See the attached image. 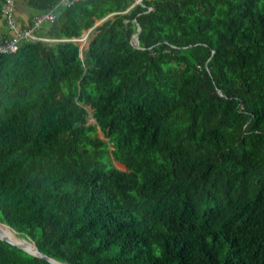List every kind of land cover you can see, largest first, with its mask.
I'll return each mask as SVG.
<instances>
[{"label":"trees","instance_id":"1","mask_svg":"<svg viewBox=\"0 0 264 264\" xmlns=\"http://www.w3.org/2000/svg\"><path fill=\"white\" fill-rule=\"evenodd\" d=\"M25 1L55 40L0 52L2 233L63 264H264V0ZM0 264L54 263L0 237Z\"/></svg>","mask_w":264,"mask_h":264},{"label":"built area","instance_id":"2","mask_svg":"<svg viewBox=\"0 0 264 264\" xmlns=\"http://www.w3.org/2000/svg\"><path fill=\"white\" fill-rule=\"evenodd\" d=\"M15 1L16 0H2L1 14L2 17L4 18V23L9 34L7 36L0 35L1 53L14 51L17 48V46H19L22 40H43V41L55 40V38L39 35L36 33V30L40 28L42 23L47 21H52L54 19L55 14L53 7L35 13L28 25L19 26L16 22V17L14 15ZM74 1L77 0H57L55 6L70 5L74 3ZM134 3L142 4L143 0H133L132 5H134ZM148 8H151V6H149ZM90 29L91 27L85 29L78 36H74L71 38H63V39L86 42L88 40L87 34ZM80 46L82 47L83 44Z\"/></svg>","mask_w":264,"mask_h":264},{"label":"crops","instance_id":"3","mask_svg":"<svg viewBox=\"0 0 264 264\" xmlns=\"http://www.w3.org/2000/svg\"><path fill=\"white\" fill-rule=\"evenodd\" d=\"M27 6V7H26ZM16 13L17 23L20 25L26 24L31 20L32 16L38 12L37 8L27 4L25 0H17L16 2ZM3 18L0 15V33L5 32V26Z\"/></svg>","mask_w":264,"mask_h":264},{"label":"water","instance_id":"4","mask_svg":"<svg viewBox=\"0 0 264 264\" xmlns=\"http://www.w3.org/2000/svg\"><path fill=\"white\" fill-rule=\"evenodd\" d=\"M138 29H139V28L137 27V29L134 31V33H133V37H132V39H131L132 44H133V45L135 44V45H137V46H138V39H137V35H136V33H137ZM91 116H92V115H91ZM93 120H94V118H93ZM94 122H95V120H94ZM0 223H1V222H0ZM3 224H4V223H3ZM14 232H15V231H14ZM0 237L3 238V239H5V240H7V241H9V242H11V243H13V245L20 246V247L24 248L25 250H27V251L30 252V253H33V254H36V255H40V256L44 257L45 259H47L48 261H50V262H52V263H54V264H63V263L58 262V261H56L55 259H53V258H51V257H49V256H47V255H45V254H43L42 252H40V251L37 249L35 243H34V247H33V249H30L29 246H28V244L30 243L31 240H29L28 238H25V237L19 236V237L23 240V242H18V243H16V242H13V240L8 239V238H6V237H4V236H2V235H0ZM16 237H17V236H16ZM32 242H33V241H32Z\"/></svg>","mask_w":264,"mask_h":264},{"label":"rangeland","instance_id":"5","mask_svg":"<svg viewBox=\"0 0 264 264\" xmlns=\"http://www.w3.org/2000/svg\"><path fill=\"white\" fill-rule=\"evenodd\" d=\"M19 1V0H18ZM27 7V6H26ZM15 13H16V8H15ZM99 21H97V23H98ZM84 31V30H83ZM80 45H86L87 44V42H88V40L86 41V42H83V41H77ZM165 66H167V65H165ZM87 109H88V111H89V115H88V122L89 123H93L94 122V120H93V117L91 116V114H90V111H91V109H90V107L89 106H87ZM98 135L100 136V137H103V133L98 129ZM113 163L117 166V167H119V168H121V169H124V165L122 164V163H120V162H118V161H113ZM15 233V232H14ZM0 235H2V236H8L7 234H4V233H0ZM15 235H16V233H15ZM17 236V235H16ZM12 238H14L15 239V237H13V236H11ZM18 237V236H17ZM32 242V241H31ZM33 243V242H32ZM34 244V243H33Z\"/></svg>","mask_w":264,"mask_h":264},{"label":"bare ground","instance_id":"6","mask_svg":"<svg viewBox=\"0 0 264 264\" xmlns=\"http://www.w3.org/2000/svg\"><path fill=\"white\" fill-rule=\"evenodd\" d=\"M3 224V223H2ZM6 225V224H5ZM8 226V225H7ZM6 228H10V227H6ZM6 228H2V227H0V229H6ZM10 229H12V228H10ZM13 230V229H12ZM0 233H2V231L0 230ZM8 236H5L6 238H8V239H11V240H13V242H16V243H18L19 241H18V239L16 238V235H15V233H12V234H7ZM11 236H13V237H15V239L14 238H12ZM19 237V236H18ZM20 238V237H19ZM34 243V242H33ZM28 246H29V248L30 249H33V247H34V245L32 244V242L30 241V243L28 244Z\"/></svg>","mask_w":264,"mask_h":264}]
</instances>
